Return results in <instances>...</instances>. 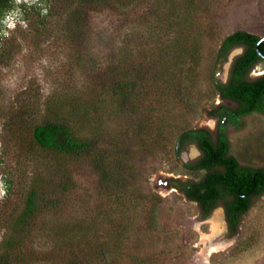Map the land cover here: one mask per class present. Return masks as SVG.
<instances>
[{
    "label": "rangeland",
    "instance_id": "374dc122",
    "mask_svg": "<svg viewBox=\"0 0 264 264\" xmlns=\"http://www.w3.org/2000/svg\"><path fill=\"white\" fill-rule=\"evenodd\" d=\"M6 15L0 27V247L36 179L60 196L56 206L42 207L12 264H70L75 255L104 264L103 250L112 264L135 258L140 264H264V195L229 237L171 185L172 178H201L184 167L198 148L189 144L177 154L175 140L184 128L215 129L207 114L219 102L212 73L225 81L242 51L219 60L220 43L236 30L264 35V0H14ZM186 44H196L200 58L183 66L186 100L180 102L177 88H167L160 74L177 73L174 49ZM121 72L152 80L147 90L154 101L144 107L142 141L133 140L119 182L128 193L117 200L116 186L107 188L88 159L45 151L31 132L51 108L99 98ZM262 73L264 62L250 77ZM108 107L102 109L104 138L123 130L127 119ZM230 136L231 153L242 164L264 166L263 114L243 118Z\"/></svg>",
    "mask_w": 264,
    "mask_h": 264
},
{
    "label": "trees",
    "instance_id": "16d2710c",
    "mask_svg": "<svg viewBox=\"0 0 264 264\" xmlns=\"http://www.w3.org/2000/svg\"><path fill=\"white\" fill-rule=\"evenodd\" d=\"M14 0H0V27L5 12L10 9ZM85 3H97L103 0H83ZM261 37L257 34L236 30L225 36L218 50V59L226 58L237 46L245 45L246 50L237 56L230 69V77L223 83L216 80L212 73V96L220 94L223 98L232 99L237 103L235 109L223 104L207 110L209 115L220 117L215 133L206 126L189 127L182 129L176 140L174 149L181 153L189 144H195L202 155L196 160L184 163L187 174L202 172L200 179L187 177L185 179L172 178L171 184L185 194L187 198L199 203L203 217H208L220 205L225 207L226 219L229 226V235H235L245 213L253 205L256 198L264 195V166L254 167L241 165L238 159L230 153L227 125L222 122L225 111L229 112V121L238 123V118L249 115L254 111L264 112V75L254 79L249 78L253 67L263 61L258 52V42ZM259 50L264 54V40L259 43ZM176 74L167 72L160 74L167 88H177L180 102L186 100L185 86L182 79L185 76L183 66L191 59L199 63L200 50L193 45L175 47ZM177 76V81L173 77ZM152 80L143 74L132 76L130 73L121 72L102 87L103 92L99 98H92L80 106L65 110L51 108L46 117L32 128V138L38 146L50 153L88 159L100 171L103 184L109 188L114 185L113 196L121 200L128 193L126 188L120 190L123 177L121 176L128 165V155L133 145V140L142 137L143 130L148 121L147 103L153 104L147 85ZM170 102V101H169ZM167 102V104H169ZM171 103V102H170ZM108 108L119 115H124L125 128L113 136L104 138L106 130L102 126L104 114L102 109ZM159 110L158 106H155ZM147 108V107H146ZM153 108V107H152ZM235 112V113H233ZM136 121V127L132 126ZM87 128L85 124H92ZM162 123L168 124L167 116H163ZM161 123V124H162ZM107 134V132H106ZM115 138V139H114ZM139 139V138H138ZM139 141H142L139 139ZM48 194L38 179L31 184L24 201V207L12 223L11 234L6 237L0 247V264H12L14 259L23 255V244L26 236L39 217L42 207H54L58 204L59 194ZM152 211V219L155 217ZM104 264L109 261V252L102 251ZM142 261L135 258L131 264H140ZM70 264H91L81 256H72ZM96 264H99L97 261Z\"/></svg>",
    "mask_w": 264,
    "mask_h": 264
},
{
    "label": "flooded vegetation",
    "instance_id": "af4514ba",
    "mask_svg": "<svg viewBox=\"0 0 264 264\" xmlns=\"http://www.w3.org/2000/svg\"><path fill=\"white\" fill-rule=\"evenodd\" d=\"M260 36V35H259ZM261 37V40L258 42V43H260L262 40H264V35H262V36H260ZM236 48H242V51L237 55V56H239V55H241V54H243L244 52H245V50H246V47H245V45H239V46H237V47H235L234 49H236ZM233 49V50H234ZM260 51V50H259ZM258 51V52H259ZM262 53V52H261ZM260 54V53H259ZM263 54V53H262ZM264 55V54H263ZM236 56V57H237ZM260 56L263 58V61H261V62H264V57L260 54ZM235 57V58H236ZM234 58V59H235ZM222 59H225V58H221V60ZM234 59L232 60V63H233V61H234ZM261 62H259V63H257L254 67H253V69L258 65V64H260ZM232 63L230 64V69H231V66H232ZM230 69H229V72H228V77H227V79L225 80V81H221V80H219V79H216V80H219V81H221V82H223V83H225V82H227L228 81V79H229V77H230ZM252 69V70H253ZM251 70V71H252ZM251 71H250V73H251ZM249 73V78L250 79H254V78H251L250 77V74ZM262 75H264V73H262V74H260V75H258L257 77H259V76H262ZM257 77H255V78H257ZM218 96V98H219V102H217V104H214V106H213V108H216V107H218L219 105H221V104H223V105H225V106H227V107H229V108H231V109H235L236 108V106H237V103L235 102V101H233L232 99H227V98H223L220 94H218L217 95ZM229 103V104H228ZM233 113H235V112H233ZM253 113H260V114H263L264 115V112H260V111H254V112H252V113H250L249 115H251V114H253ZM249 115H246V116H241V117H239L238 118V123L237 124H235V123H233L232 121H229V112L228 111H225V114H224V116H223V119H222V122L224 123V124H226L227 125V131H228V136H229V140H230V142L232 141L231 140V136H230V128H232V127H238L239 125H240V123H241V121H242V119L243 118H245V117H247V116H249ZM213 119H215L216 120V127H215V129L213 130V129H211V131L213 132V133H215L216 132V130H217V128H218V125H219V121H220V117L218 116V115H210ZM206 127H208V126H206ZM209 128V127H208ZM232 143V142H231ZM194 146H196L197 148H198V146L197 145H195V144H193ZM232 145V144H231ZM198 150H199V155L196 157V158H194V159H192V160H196V159H198L201 155H202V152H201V150L198 148ZM230 153H231V149H230ZM232 154V153H231ZM233 155V154H232ZM235 156V155H234ZM236 157V156H235ZM237 158V157H236ZM238 159V158H237ZM238 161H239V159H238ZM240 162V161H239ZM240 164L241 165H246V164H242L241 162H240ZM254 167H257V166H254ZM258 167H261V166H258ZM195 179H200V178H195ZM172 185V184H171ZM172 187H174L173 185H172ZM177 191H179V192H181L178 188H176V187H174ZM182 194H184L183 192H181ZM185 195V194H184ZM187 198V197H186ZM189 199V198H188ZM190 200V199H189ZM191 201H193V200H191ZM195 202H197V201H195ZM198 203V202H197ZM198 205H199V203H198ZM200 208V207H199ZM217 208H222L223 209V212H224V218H225V221H226V228H227V235L229 236V237H234V236H236L237 234H238V232H239V228H240V226H241V223H240V225H239V227H238V231H237V233L235 234V235H232V236H230L229 235V226H228V221H227V219H226V212H225V207L223 206V205H220V206H218ZM217 208H215L214 210H213V212L217 209ZM201 212V211H200ZM213 212L208 216V217H210L212 214H213ZM246 214V213H245ZM244 214V215H245ZM201 215H202V213H201ZM202 217H203V215H202ZM208 217H203V218H208ZM244 217V216H243ZM242 220H243V218H242ZM242 222V221H241Z\"/></svg>",
    "mask_w": 264,
    "mask_h": 264
},
{
    "label": "bare ground",
    "instance_id": "6f19581e",
    "mask_svg": "<svg viewBox=\"0 0 264 264\" xmlns=\"http://www.w3.org/2000/svg\"><path fill=\"white\" fill-rule=\"evenodd\" d=\"M210 220L214 226V228L218 231H222L226 228V221L224 218V212L221 208H217L212 216L210 217Z\"/></svg>",
    "mask_w": 264,
    "mask_h": 264
},
{
    "label": "water",
    "instance_id": "95a60500",
    "mask_svg": "<svg viewBox=\"0 0 264 264\" xmlns=\"http://www.w3.org/2000/svg\"><path fill=\"white\" fill-rule=\"evenodd\" d=\"M257 48H258V51H259V43H258ZM259 53L264 57V55L261 53V51H259Z\"/></svg>",
    "mask_w": 264,
    "mask_h": 264
},
{
    "label": "clouds",
    "instance_id": "9594fccd",
    "mask_svg": "<svg viewBox=\"0 0 264 264\" xmlns=\"http://www.w3.org/2000/svg\"><path fill=\"white\" fill-rule=\"evenodd\" d=\"M24 1H26V0H24ZM7 18V15H6V17L3 19V22H5V19Z\"/></svg>",
    "mask_w": 264,
    "mask_h": 264
}]
</instances>
